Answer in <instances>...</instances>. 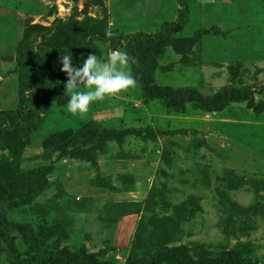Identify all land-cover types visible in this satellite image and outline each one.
Segmentation results:
<instances>
[{
	"label": "rangeland",
	"instance_id": "obj_1",
	"mask_svg": "<svg viewBox=\"0 0 264 264\" xmlns=\"http://www.w3.org/2000/svg\"><path fill=\"white\" fill-rule=\"evenodd\" d=\"M114 48L149 60L144 86L68 111L60 55ZM186 86L252 107L168 110ZM6 231L23 258L264 264V0H0V264Z\"/></svg>",
	"mask_w": 264,
	"mask_h": 264
},
{
	"label": "trees",
	"instance_id": "obj_2",
	"mask_svg": "<svg viewBox=\"0 0 264 264\" xmlns=\"http://www.w3.org/2000/svg\"><path fill=\"white\" fill-rule=\"evenodd\" d=\"M179 26H176L173 31H177ZM149 60L143 64H138L137 61L132 63V73L136 77L138 83L142 86L146 83V79L150 74L146 70V65H149ZM146 64V65H145ZM164 98V105L168 110L179 113L186 112L189 108L201 110L204 112L221 111L231 102L247 101L248 106H251L249 100V93L245 88L223 86L211 95H204L196 88L192 87H177L162 93ZM186 129H174L170 131H163L160 133H185ZM147 139L154 138L153 134H147ZM93 148L76 147L69 151H60L57 155L62 157L69 155L71 157L91 158ZM51 166L42 167L43 172L39 174L38 183L31 195L24 200L25 203L31 202L38 194L48 187L47 175L51 172ZM33 185V184H32ZM6 246L4 251L7 254V261L9 264H99L100 262L94 258L93 254H87L84 250L75 252L60 249L51 255L42 258H23L15 246L14 237L7 231L5 232Z\"/></svg>",
	"mask_w": 264,
	"mask_h": 264
},
{
	"label": "clouds",
	"instance_id": "obj_3",
	"mask_svg": "<svg viewBox=\"0 0 264 264\" xmlns=\"http://www.w3.org/2000/svg\"><path fill=\"white\" fill-rule=\"evenodd\" d=\"M106 35L111 36L110 30ZM74 62L70 50L59 57L60 70L67 77L65 90L71 92L67 100V110L72 113H86L90 105L105 96L119 94L122 90L136 87L138 81L129 65L135 62L129 52L114 48L107 58L89 52ZM83 86V87H82Z\"/></svg>",
	"mask_w": 264,
	"mask_h": 264
}]
</instances>
